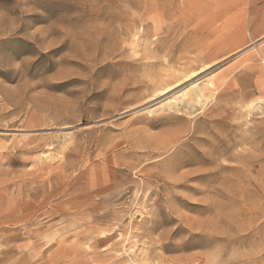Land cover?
I'll return each mask as SVG.
<instances>
[{"label":"rangeland","instance_id":"374dc122","mask_svg":"<svg viewBox=\"0 0 264 264\" xmlns=\"http://www.w3.org/2000/svg\"><path fill=\"white\" fill-rule=\"evenodd\" d=\"M143 261L264 264V0H0V264Z\"/></svg>","mask_w":264,"mask_h":264},{"label":"bare ground","instance_id":"6f19581e","mask_svg":"<svg viewBox=\"0 0 264 264\" xmlns=\"http://www.w3.org/2000/svg\"><path fill=\"white\" fill-rule=\"evenodd\" d=\"M212 66L213 65L207 64L205 66H202L198 70L191 71L190 73L184 75L182 78H174L173 82H166L165 84L156 88L155 91L153 92V95H151L148 101L146 102L153 101L155 100V98L168 95L170 92L181 87L185 83L199 77L202 73L210 69ZM195 82H197V80ZM195 82L189 85L188 87H186L185 89L179 92L178 91L175 92L172 96L168 98L169 100H166L167 102L165 103L164 106L166 107V110L168 112L177 113L178 115L184 116L192 120L195 119L200 114L202 106H204L205 103H207L210 100V97L213 94V90L211 91L209 89H213L214 85L212 82H208L206 87L201 89L199 88L200 84L198 85ZM179 165H180L179 167H182L185 165V162H181L179 163ZM102 190L103 187H100L97 189V192L101 193ZM146 261L140 262V264H147Z\"/></svg>","mask_w":264,"mask_h":264}]
</instances>
